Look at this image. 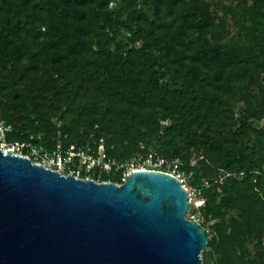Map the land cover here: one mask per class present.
<instances>
[{
	"label": "trees",
	"instance_id": "1",
	"mask_svg": "<svg viewBox=\"0 0 264 264\" xmlns=\"http://www.w3.org/2000/svg\"><path fill=\"white\" fill-rule=\"evenodd\" d=\"M0 127L176 161L201 264H264V0H0Z\"/></svg>",
	"mask_w": 264,
	"mask_h": 264
},
{
	"label": "water",
	"instance_id": "2",
	"mask_svg": "<svg viewBox=\"0 0 264 264\" xmlns=\"http://www.w3.org/2000/svg\"><path fill=\"white\" fill-rule=\"evenodd\" d=\"M10 152L0 146V264H201L208 237L179 178L97 183Z\"/></svg>",
	"mask_w": 264,
	"mask_h": 264
},
{
	"label": "built area",
	"instance_id": "3",
	"mask_svg": "<svg viewBox=\"0 0 264 264\" xmlns=\"http://www.w3.org/2000/svg\"><path fill=\"white\" fill-rule=\"evenodd\" d=\"M0 146L4 153L11 151L12 155L22 156L32 164L40 165L63 176L70 175L76 179L91 180L97 183L109 182L100 180L104 175L117 173L123 181L132 172L155 170L171 174L183 182L181 175L175 171L177 168L176 161L169 162L155 153H149L143 158L138 157L127 161L114 160L106 155L103 140L93 144L85 143L81 145L58 143L51 150L20 141L11 143L0 141ZM183 186L185 187L184 184ZM188 195L190 197L189 192ZM195 203L196 207L199 208L204 201L199 199ZM188 219L193 218L189 217Z\"/></svg>",
	"mask_w": 264,
	"mask_h": 264
},
{
	"label": "rangeland",
	"instance_id": "4",
	"mask_svg": "<svg viewBox=\"0 0 264 264\" xmlns=\"http://www.w3.org/2000/svg\"><path fill=\"white\" fill-rule=\"evenodd\" d=\"M181 178L184 182L187 181L186 177L183 174H180ZM186 189L188 190L189 194H190V200L188 202V210H187V214L186 217H192L193 219H195L196 221L198 220V212L197 209L198 207H196V201L199 200L197 198H195V193L193 190L189 189L187 186H185Z\"/></svg>",
	"mask_w": 264,
	"mask_h": 264
}]
</instances>
